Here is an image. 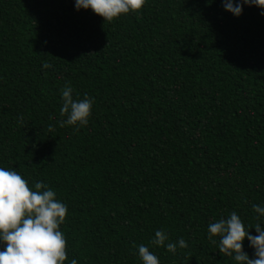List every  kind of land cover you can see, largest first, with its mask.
I'll use <instances>...</instances> for the list:
<instances>
[{
	"label": "trees",
	"instance_id": "obj_1",
	"mask_svg": "<svg viewBox=\"0 0 264 264\" xmlns=\"http://www.w3.org/2000/svg\"><path fill=\"white\" fill-rule=\"evenodd\" d=\"M74 5L0 0V167L67 204L64 264H143L141 243L160 264H240L208 224L264 226L260 7L146 0L108 21ZM66 83L95 98L79 130L58 123ZM156 229L188 246L152 245Z\"/></svg>",
	"mask_w": 264,
	"mask_h": 264
},
{
	"label": "clouds",
	"instance_id": "obj_2",
	"mask_svg": "<svg viewBox=\"0 0 264 264\" xmlns=\"http://www.w3.org/2000/svg\"><path fill=\"white\" fill-rule=\"evenodd\" d=\"M212 2L208 0L209 4ZM145 3L146 0H75L74 6L77 10L91 8L111 21L122 13L142 9ZM245 4L260 7L264 15V0H222V6L236 16L242 15ZM61 98L60 112L67 114L66 119L58 121L61 127L75 125L79 130L89 123L94 97L85 93L84 98L76 99L73 88L66 83ZM19 122L22 123V119ZM56 196L54 189L43 180L30 187L18 171L0 167V264H64L67 240L60 225L65 221L68 206ZM252 207L258 214H264V204L254 203ZM254 227L256 235L246 229L238 213L232 211L227 218L208 224V239L217 243L214 234H218L220 252L240 264H264V226L257 223ZM245 237L254 248L255 258L244 250ZM151 243L162 245L172 253L178 246H188L182 236L176 241L169 240L163 229L155 230ZM138 255L143 264H160L159 257L144 243L138 245ZM68 264H78V261L71 258Z\"/></svg>",
	"mask_w": 264,
	"mask_h": 264
}]
</instances>
